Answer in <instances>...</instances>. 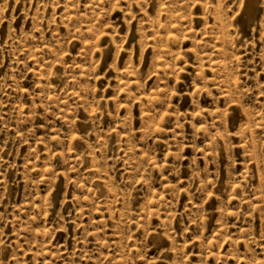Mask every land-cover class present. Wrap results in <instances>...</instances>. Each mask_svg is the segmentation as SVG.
<instances>
[{
	"label": "rangeland",
	"instance_id": "1",
	"mask_svg": "<svg viewBox=\"0 0 264 264\" xmlns=\"http://www.w3.org/2000/svg\"><path fill=\"white\" fill-rule=\"evenodd\" d=\"M0 264H264V0H0Z\"/></svg>",
	"mask_w": 264,
	"mask_h": 264
}]
</instances>
